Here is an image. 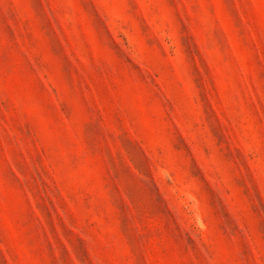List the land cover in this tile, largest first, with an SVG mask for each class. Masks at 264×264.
Wrapping results in <instances>:
<instances>
[{
	"label": "rangeland",
	"instance_id": "obj_1",
	"mask_svg": "<svg viewBox=\"0 0 264 264\" xmlns=\"http://www.w3.org/2000/svg\"><path fill=\"white\" fill-rule=\"evenodd\" d=\"M0 264H264V0H0Z\"/></svg>",
	"mask_w": 264,
	"mask_h": 264
}]
</instances>
